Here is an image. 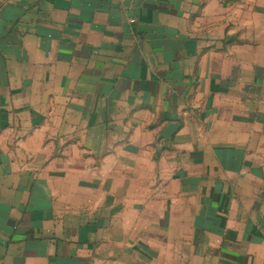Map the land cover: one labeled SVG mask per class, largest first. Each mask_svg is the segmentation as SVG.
<instances>
[{
    "label": "crops",
    "instance_id": "0c3cea01",
    "mask_svg": "<svg viewBox=\"0 0 264 264\" xmlns=\"http://www.w3.org/2000/svg\"><path fill=\"white\" fill-rule=\"evenodd\" d=\"M264 0H0V264H264Z\"/></svg>",
    "mask_w": 264,
    "mask_h": 264
},
{
    "label": "rangeland",
    "instance_id": "374dc122",
    "mask_svg": "<svg viewBox=\"0 0 264 264\" xmlns=\"http://www.w3.org/2000/svg\"><path fill=\"white\" fill-rule=\"evenodd\" d=\"M260 101H264V90H262V92L260 93ZM260 113L262 116H264V110H260Z\"/></svg>",
    "mask_w": 264,
    "mask_h": 264
}]
</instances>
